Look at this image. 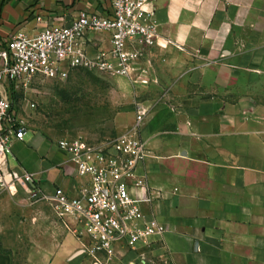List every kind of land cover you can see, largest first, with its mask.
<instances>
[{"label": "crops", "instance_id": "obj_1", "mask_svg": "<svg viewBox=\"0 0 264 264\" xmlns=\"http://www.w3.org/2000/svg\"><path fill=\"white\" fill-rule=\"evenodd\" d=\"M155 7L160 46L146 50L134 85L151 108L142 128L151 156L139 173L156 193L144 212L166 233L101 264H264V0ZM111 10L112 0H0V50L17 32ZM92 38L91 51L111 48L109 36ZM57 141L27 128L9 166L40 174L48 195L73 196L83 180ZM23 197L0 192V264H95L49 204Z\"/></svg>", "mask_w": 264, "mask_h": 264}, {"label": "built area", "instance_id": "obj_2", "mask_svg": "<svg viewBox=\"0 0 264 264\" xmlns=\"http://www.w3.org/2000/svg\"><path fill=\"white\" fill-rule=\"evenodd\" d=\"M155 2L112 0L109 16L81 13L70 24H47L34 36L17 32L0 50V192L22 194L32 205L49 204L95 264L112 261L119 246L148 247L166 233L156 217L144 212L156 191L139 173L151 156L142 138L151 108L139 102L132 128L111 141L59 139L58 148L70 156L83 181L76 195L61 188L48 195L41 188L40 174L9 166L12 146L24 140L27 128L14 113L5 84L16 89L35 79L63 82L77 70L138 84V63L147 49L160 46ZM98 35L109 36V50H90L92 37Z\"/></svg>", "mask_w": 264, "mask_h": 264}, {"label": "rangeland", "instance_id": "obj_3", "mask_svg": "<svg viewBox=\"0 0 264 264\" xmlns=\"http://www.w3.org/2000/svg\"><path fill=\"white\" fill-rule=\"evenodd\" d=\"M5 87L8 90L10 84ZM136 92L137 86L125 78L77 70L63 82L35 79L16 88L13 110L26 128L40 130L54 140L83 138L101 143L132 128L136 105L142 102ZM27 245L21 247V259L28 255Z\"/></svg>", "mask_w": 264, "mask_h": 264}, {"label": "trees", "instance_id": "obj_4", "mask_svg": "<svg viewBox=\"0 0 264 264\" xmlns=\"http://www.w3.org/2000/svg\"><path fill=\"white\" fill-rule=\"evenodd\" d=\"M8 92L11 100L14 101L16 98V93H15V86L13 84H11L10 87L8 88Z\"/></svg>", "mask_w": 264, "mask_h": 264}]
</instances>
